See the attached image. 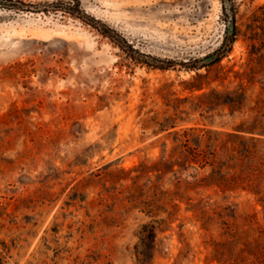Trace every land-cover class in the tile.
I'll list each match as a JSON object with an SVG mask.
<instances>
[{"label":"rangeland","instance_id":"1","mask_svg":"<svg viewBox=\"0 0 264 264\" xmlns=\"http://www.w3.org/2000/svg\"><path fill=\"white\" fill-rule=\"evenodd\" d=\"M226 4L0 0V264H264V0Z\"/></svg>","mask_w":264,"mask_h":264},{"label":"trees","instance_id":"2","mask_svg":"<svg viewBox=\"0 0 264 264\" xmlns=\"http://www.w3.org/2000/svg\"><path fill=\"white\" fill-rule=\"evenodd\" d=\"M227 0H221L222 2V7H223V11L227 12V4H226ZM231 12V11H230ZM236 27H235V21H234V16L231 13V16L228 17V21L226 22V28H225V32H224V36H223V40L220 44V46L214 50L213 52L209 53L208 55H206L205 57H203L201 60L197 61V63H201V64H205V63H209L211 65H215L218 64L223 58H225L229 52V50L231 49V47L233 46L234 42H235V37H236ZM140 58L143 60L141 63L154 68V69H159V70H167L171 67V63L169 62H165V61H161L158 60L156 58L150 57V56H146V55H139ZM200 68H205V66L202 67H191L188 68V70H198ZM196 91H200V88L195 89ZM235 95H234V94ZM207 94H201L198 97L203 98L206 97ZM229 101H226L225 103H222V106H226L227 108L230 109L231 112H235L237 109H239L240 107H242V102L237 99V96L239 97L240 95H238L237 91L236 92H229L227 94ZM176 128V123L172 120V119H167L164 120L163 123H160L159 125V132H167L170 130H173ZM255 129L249 128V129H244L243 127H236L235 130H232V133H228L227 136L228 137H233V138H237V134H247V135H254V131ZM192 131V129H186L184 130L182 133L186 136L189 135V132ZM204 132V131H202ZM208 132V131H206ZM259 136H264V134L262 133ZM202 140L203 138L200 137H195L194 141H193V145L195 148H200L202 146ZM246 140V139H244ZM240 151H243L244 154L243 156H246L245 154L249 152V150L247 149L248 146H239L238 147ZM239 151V152H240ZM188 154L184 155V160L183 162L179 165V168H184L187 167L188 168V164H192V162L190 160H188ZM194 168V167H192Z\"/></svg>","mask_w":264,"mask_h":264}]
</instances>
